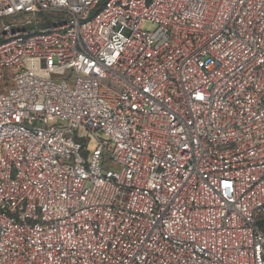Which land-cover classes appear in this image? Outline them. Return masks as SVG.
<instances>
[{
    "label": "built area",
    "instance_id": "2783aa9c",
    "mask_svg": "<svg viewBox=\"0 0 264 264\" xmlns=\"http://www.w3.org/2000/svg\"><path fill=\"white\" fill-rule=\"evenodd\" d=\"M263 220L264 0H0V264H264Z\"/></svg>",
    "mask_w": 264,
    "mask_h": 264
},
{
    "label": "rangeland",
    "instance_id": "374dc122",
    "mask_svg": "<svg viewBox=\"0 0 264 264\" xmlns=\"http://www.w3.org/2000/svg\"><path fill=\"white\" fill-rule=\"evenodd\" d=\"M144 29H145V30L152 31V30L155 29V26H154L153 24L146 23V24L144 25ZM123 33H124L125 35H128V34H129V32H128L127 30L124 31ZM92 147H93V145L91 144V145H90V148H92Z\"/></svg>",
    "mask_w": 264,
    "mask_h": 264
},
{
    "label": "trees",
    "instance_id": "16d2710c",
    "mask_svg": "<svg viewBox=\"0 0 264 264\" xmlns=\"http://www.w3.org/2000/svg\"><path fill=\"white\" fill-rule=\"evenodd\" d=\"M263 223L261 224L262 225V227L264 228V220L262 221Z\"/></svg>",
    "mask_w": 264,
    "mask_h": 264
}]
</instances>
